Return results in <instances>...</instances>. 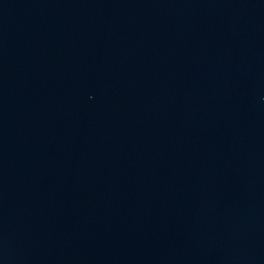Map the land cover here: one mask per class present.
Returning <instances> with one entry per match:
<instances>
[{
	"label": "water",
	"instance_id": "1",
	"mask_svg": "<svg viewBox=\"0 0 264 264\" xmlns=\"http://www.w3.org/2000/svg\"><path fill=\"white\" fill-rule=\"evenodd\" d=\"M0 264H264V0H0Z\"/></svg>",
	"mask_w": 264,
	"mask_h": 264
}]
</instances>
